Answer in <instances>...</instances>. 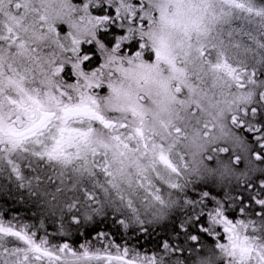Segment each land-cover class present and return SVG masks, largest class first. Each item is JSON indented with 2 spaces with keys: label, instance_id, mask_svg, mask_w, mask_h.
I'll return each mask as SVG.
<instances>
[{
  "label": "snow or ice",
  "instance_id": "snow-or-ice-1",
  "mask_svg": "<svg viewBox=\"0 0 264 264\" xmlns=\"http://www.w3.org/2000/svg\"><path fill=\"white\" fill-rule=\"evenodd\" d=\"M0 264H264V0H0Z\"/></svg>",
  "mask_w": 264,
  "mask_h": 264
},
{
  "label": "trees",
  "instance_id": "trees-1",
  "mask_svg": "<svg viewBox=\"0 0 264 264\" xmlns=\"http://www.w3.org/2000/svg\"><path fill=\"white\" fill-rule=\"evenodd\" d=\"M108 227H110L113 232L116 231L115 227L113 226H108ZM48 228L49 231L53 230V226L51 225V223H49ZM159 235H160L159 233H154L152 235H143L142 237L140 235H133L129 237V239L132 243H136L138 247L142 246L143 248H146L149 251H151L152 248L154 247L153 242L158 239ZM116 240L117 242H121L119 235L116 236ZM73 242L78 245L80 242H82V238L74 237Z\"/></svg>",
  "mask_w": 264,
  "mask_h": 264
},
{
  "label": "rangeland",
  "instance_id": "rangeland-1",
  "mask_svg": "<svg viewBox=\"0 0 264 264\" xmlns=\"http://www.w3.org/2000/svg\"><path fill=\"white\" fill-rule=\"evenodd\" d=\"M21 215H23V213H21ZM57 241H60V238L59 237H56Z\"/></svg>",
  "mask_w": 264,
  "mask_h": 264
}]
</instances>
